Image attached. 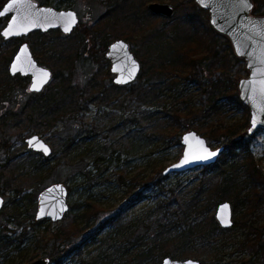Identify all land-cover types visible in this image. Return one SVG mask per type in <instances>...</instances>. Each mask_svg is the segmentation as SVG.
Returning <instances> with one entry per match:
<instances>
[{
	"label": "rangeland",
	"instance_id": "374dc122",
	"mask_svg": "<svg viewBox=\"0 0 264 264\" xmlns=\"http://www.w3.org/2000/svg\"><path fill=\"white\" fill-rule=\"evenodd\" d=\"M1 1L0 7L5 3L3 2L2 4ZM35 1L57 9L75 10L79 17L77 28L67 36L61 32L51 34L50 31L46 33L41 32L45 36H40L41 33H31L30 36L21 38L20 40L10 39L7 41L3 40L0 36L2 40L0 42V53L5 52V59L6 56L12 55L13 50L17 49L21 41H24L30 48L36 46L34 52L36 51L38 55H41L38 56L40 59L45 53L46 56L43 59L50 64L55 62L54 70L60 71L56 60L52 61L48 57L47 50H40L39 43L44 42L48 47L50 45L53 47V44L55 45L57 42V44L61 45L60 48H64V51L67 52L69 49L67 53L70 56L74 54V48L78 47L79 44L82 49L81 59L74 61L73 73L71 75L72 84L79 89H85L87 86H96L99 91H104L110 85H115L113 83L114 75L110 72L109 60L104 57L106 52L101 54L96 50L99 42L96 39L94 31L100 29L99 27L102 26L99 19L105 10L99 0H62L61 2L60 0H51L47 4H44L41 0ZM162 3L173 5L169 0H164ZM2 20L0 29L7 21L5 18ZM146 22L150 23L148 27L157 26L158 24L164 27L167 35L173 33L174 36L184 37L190 34L186 28L182 29L181 26L174 25L175 22L172 20L166 22L162 19V16L148 17ZM84 29L90 30L89 32L91 33L85 31L84 33L86 34L83 35ZM84 43L88 47L87 51L82 48ZM132 51L134 52L133 45ZM219 52L221 55L228 53L224 45L219 48ZM5 63V60L4 63L0 61V118L3 114L8 113H22L27 117L26 104L34 103L40 97L32 96V93L28 92L29 79H26L25 84L23 80L19 82L15 77L9 79L6 73L9 62H7V65ZM47 67L49 68V66ZM232 69L234 72H240V78L248 75L243 60L241 64H235ZM199 70H203V74L206 77L213 76L209 70H204L203 67L199 68ZM140 72L141 68L139 74ZM63 74L66 76L68 71L64 70ZM215 75H218V73ZM144 79L145 77L141 81ZM139 80L137 76V79L129 85L140 84ZM58 81L57 79L51 80L44 88L43 93H48L50 89L57 90L56 85ZM200 81L197 77H189L185 80L177 78V84L180 86V89L174 88L172 85L171 89L166 90L165 93L167 94H161V101L158 100L151 104L136 98L135 95L126 97L125 90L119 91V94L108 103L92 101L89 99L88 94H84L83 100L86 102V108L77 114H67L60 118L56 122L55 127L46 130L37 129L29 126L27 119L20 121L17 130L22 135L21 137L15 134H6L9 129H12L9 126H13V121L8 117L3 118L5 119V125L0 126V144L6 142L11 146V150L8 152L5 148L0 149V172H2V169L5 171L0 176V190L5 194L4 200L6 204V202L10 203V198L13 196V188L16 185H20L21 188L25 189L21 195L26 196V204L19 208L21 211L18 210L24 213L22 214L26 217V225L28 226L26 228V236L21 242H18L16 238L20 232H23L22 227H15L13 224H9L7 225V230H3L0 226L1 235L6 234L13 241L12 244L0 252V264H29L33 260L44 257V249L40 247L43 243L41 238L48 239L50 231H53L60 223L67 224L71 218L75 219L80 228L84 227L87 233L86 235L84 234L85 236L83 235L84 237L82 236V238L74 241L77 244L82 243L85 240L83 238L87 235L102 230L99 231V235L92 242H87L85 246L86 253L83 255L84 258L94 256L99 250L109 247L110 244L113 245L115 243L113 240L117 241L116 245L118 242H125L126 235L123 232L126 231L127 227H130L131 230L129 232L135 237L133 242H136V237H141L143 244H147L157 239V237L168 238L169 230L167 231V229L168 227L170 229L172 225H169L168 221H164L163 213L167 212L168 209H170L169 211L177 209L180 200L187 201V199L194 196L197 186L203 181L201 186L205 188L204 191L209 186L211 187L210 183L219 184L220 175H218V170L220 165L229 167L230 164L235 162L239 166H242L244 163L247 164V158L245 157L247 155L253 158L255 167L264 176V129L262 128L252 133L254 137H252L249 143L247 152L231 150L229 148L226 151L224 144H221L220 140H211L205 134L198 133L207 139L211 148H225L226 152L224 151L225 153L221 154V162L218 168H216V172H212L210 177L206 178V174L202 170L203 167L187 171L186 173L163 176L162 171L165 167L175 163L182 156V145H171L166 140L162 141L154 137L152 138V130L145 122H141L140 125H134L129 119L141 120L146 112L159 110L157 104L161 106L163 103L167 110L175 108L176 104L173 97L175 95H178V98L181 95L188 96L199 104L204 99L203 85H201ZM12 85V91L7 96L1 97L2 92L9 89L8 86ZM216 118L220 117L216 116ZM246 118L247 116L240 109H235L230 103L227 104L221 121L226 125L241 124ZM113 125L119 126L113 131H109L110 126ZM188 130L184 129L180 136ZM247 131L248 129L243 130L245 134H247ZM32 134L39 135L55 150L54 157H51L44 164V169L49 174L48 178L44 177L42 181L38 179L33 181L32 174H25L31 167V158L35 160L40 157L31 154V150L28 149L24 142L25 138ZM78 134L83 138L92 137L88 138L85 142H81L79 144L80 147L69 152L63 158L64 156L59 153L67 143L66 138ZM244 136L247 137V135ZM61 138L63 141H61ZM97 156H101L103 159L95 162L94 160ZM7 160L12 161L9 162L10 164L6 163L9 169L7 167L4 169L2 166L5 162H8ZM18 164L24 165L26 168L28 166V169H23L21 178L16 176L15 179L12 176ZM10 169L14 170L12 176L7 174ZM29 171H32V169L30 168ZM121 177L124 181L123 183L120 181ZM134 177L138 178V184L131 182ZM149 177L153 178V181H149L148 185H142V182L148 181ZM238 178L242 179V176L238 175ZM220 180L223 181L222 178ZM5 181H10L13 185L11 187L12 190L4 186ZM59 182L63 183L68 189L67 203L70 208L69 211L60 222L54 223L51 220H46L39 223V225L34 224L33 222H38L34 220L38 192L49 184ZM231 192L232 194L235 193L234 190H231ZM241 197L232 195L234 205L231 201H227L231 203L233 221L237 220L240 222V226L232 228L231 231L219 233L218 236L217 234L216 236H212V239L215 241L214 243L217 244L220 250V253H218L220 262L224 264L233 263L243 257L248 258L249 253L240 250V242L245 237L249 239L255 237L254 232L251 233L249 231L250 226L259 230L264 225V201L256 202L255 198L251 197V201L250 203L248 202L247 206L242 203ZM223 201L225 200L221 202ZM212 205L210 209H207L209 211L206 214L204 212L201 214L208 217L213 215L215 218L216 206L213 207ZM234 206L236 207L233 210ZM86 210L89 212L86 213ZM68 214L69 216H67ZM112 217H114V223L107 228L101 229L104 221ZM5 218V214L0 215L1 224L6 222ZM139 219L142 224L135 225ZM152 221L155 222L151 223ZM32 224L34 229L32 228ZM134 226H136L135 229L133 228ZM12 229L13 231H10ZM191 248L190 254L179 259H207L206 262L209 263L210 258L213 257L211 255L214 252L211 248L203 245L197 249L196 247ZM73 264H80L79 257L73 260Z\"/></svg>",
	"mask_w": 264,
	"mask_h": 264
},
{
	"label": "trees",
	"instance_id": "16d2710c",
	"mask_svg": "<svg viewBox=\"0 0 264 264\" xmlns=\"http://www.w3.org/2000/svg\"><path fill=\"white\" fill-rule=\"evenodd\" d=\"M50 1L41 0L44 4ZM149 1L150 3L151 1L164 2V0H99L105 10L99 19L102 26L99 27L100 29L94 31L96 39L99 42L96 50L101 54H104L107 50V45L116 39H123L128 42L131 45V50L132 45L134 46V52H132L137 57L141 66V72L138 75L140 84L128 86L110 85L108 87L109 90L106 89L104 91H99L96 86H87L85 89H79L72 84L71 75L73 73L74 61L81 59L82 49L80 45L78 44V47L74 48L75 52L70 56L67 53L69 49L67 52L64 51V48H60L61 45L57 44V42L55 45L53 44V47L52 45L48 47L44 42L39 43L41 49H38L47 50L45 52L49 54L48 57L52 61L56 60V64L60 67V71L54 70L55 62L50 64L44 60L45 53L40 59L38 56L41 55H38L36 51L34 52L36 46L30 48L40 65L51 67V80H59L56 85L57 90L50 89L48 93H43V91L38 94L33 93L32 96L35 95L40 98L38 101H34V103L26 104L27 117L22 113L3 114L0 118L1 127L3 124L5 125V119L3 118L8 117L13 121V126H9L12 129H9L6 134H15L21 137L22 135H20L17 127L20 121L26 119L27 124L33 128L46 130L55 127L56 122L60 118L67 114H77L86 108V102L83 100L84 94H88L89 99L92 101L108 103L119 94V91L125 90L126 97L135 95L136 98L151 104L158 100L161 101V94H167L165 93L166 90L171 89L172 85L174 88L180 89V86L177 84V78L185 80L189 77H197L201 80V85H203L204 95V99L199 104L188 96L181 95L178 98V95H175L173 96L176 104L175 108L167 110L161 102V106L157 104L159 110L146 112L141 120L130 118V122L134 125H140L141 122H145L152 130V138L154 137L162 141L166 140L171 145L180 144L181 132L184 129H189L188 131L203 133L211 140H220L221 144H224L226 151L229 148L231 150L247 152L249 143L254 135H248V133L245 134L243 132V130L249 127L248 108L241 103L237 91L240 72H234L232 69L235 64H241L242 60L235 56L231 49L230 41L210 27L208 12L202 8H198L194 0H169L173 4L174 13L168 18L162 16V19L166 22L172 20L175 22L174 25L177 24L182 29L186 28L190 32L189 35L184 37L174 36L173 33L167 35L164 27L159 26V24L148 27L150 23L146 22V19L157 16L149 11ZM3 2L6 1L2 0L1 3L3 4ZM252 14L264 16V0H253ZM2 21L0 18V23ZM85 31L89 32L90 30L84 29L83 35L86 34L84 33ZM50 32L51 34L60 33L59 30H52ZM36 33L40 34V32ZM41 35L45 36L42 33ZM0 42H2L1 38ZM223 45L228 53L221 55L219 48ZM82 48L86 51L88 49L85 43ZM13 51L12 55L6 56V59L4 57L5 52H1L0 61L4 63L5 60V65H7V62H10L11 57L16 52V50ZM201 67L204 70H209L213 76L206 77L203 74V70H199ZM64 70L68 71L66 76L63 74ZM216 72L218 75H215L217 74ZM6 73L9 79L13 78L12 76L10 77L8 72ZM14 77L19 82L23 80L24 84L26 79H28L27 77ZM143 77L145 79L141 81ZM8 88L2 92L1 97L7 96L12 91L13 85L8 86ZM230 103L235 109H240L247 116L243 123L226 125L221 121L227 104ZM216 116L220 118H216ZM118 126H110L109 131H113ZM244 135H247V137ZM91 137L83 138L79 134L67 137V143L60 150L59 154L65 158L69 152L80 147L79 144L81 142H85ZM61 141H63L62 138ZM4 148L8 152L11 150V146L6 142L0 144V149ZM54 151L52 149L51 156L47 158L38 152L31 151V154L40 157L35 160L31 158L30 168L32 171H29V168L25 174H32L33 181L37 179L42 181L44 177L48 178L49 173L47 174V171L44 169V164L51 157H54ZM245 157L247 158V164L244 163L242 166H239L235 162L230 164L229 167L220 165L218 175H220V179L222 178L223 181L219 179V184L210 183L211 187L206 188L207 193L204 191L205 188L201 186L203 181L197 186L194 196L187 199V201L180 200L177 209H173V211H169L170 209H168L167 212L163 213L164 221H168L169 225H174L173 227L170 226V229L169 227L167 229V231L169 230L168 238L157 237V239L143 244V240L139 236L140 238L136 237V242H133L135 237L129 232L131 230L130 227H127L126 231L123 232L126 235L125 242H118L116 245L117 241L113 240L115 242L113 245L110 244L109 247L99 250L94 256L84 258L83 255L86 253L85 246L87 242H92L99 235V231L102 230L87 235L83 238L85 240L82 243L77 244L74 241L82 238L87 233L84 227L80 228L75 219L71 218L67 224L60 223L53 231H50L48 239L41 238L43 243L40 247L44 249V258H48L50 264H73V260L77 257H79L80 264H160L161 259L164 257L183 258L185 255L190 254L191 247H196L197 249L203 245L211 248L214 254L211 255L213 257L210 258L209 263L206 262L207 259H201L199 260L200 264H224L220 262L218 255L220 250L217 244L214 243L215 241L212 239V236H216V234L218 236L219 233L231 231L232 228L240 226V222L235 220L231 228L223 229L222 227L220 228L213 215L208 217L201 213L204 212L206 214L209 211L207 209H210L212 204L215 207L222 200L231 201L234 205L232 195L240 197L242 195L240 200L247 206L248 202L250 203L251 201V197H254L256 202L264 201V176L255 167L253 158L247 155ZM102 159L101 156H97L94 161L98 162ZM7 161L2 168L5 169L8 166L6 163L10 164L9 162L12 160ZM220 162L221 155L215 164L202 169L206 174V178L210 177L212 172H216V168H218ZM25 168L24 165L18 164L15 171L10 169L7 174L12 176V172L14 171L12 178L16 179V176L21 178L20 176L23 175L22 170ZM26 169H28V166ZM2 172L5 171L2 169ZM2 172H0V176H2ZM238 175L242 176V179H239ZM137 177H134L131 182L138 184L139 180ZM120 181L121 183L124 182L122 177ZM149 181H153V178L149 177L148 181L142 182V185H148ZM4 184L8 189H11L13 186L10 181H5ZM23 190L25 189L21 188L20 185H16L13 188V196L10 198V203L6 202L0 210V215L5 214L6 217V222L4 224L0 223L3 230H7V225L9 224H13L15 227H22L23 232H20L16 238L18 242H21L25 238L28 226L26 225L27 219L23 216L24 213L22 212V214L19 209L26 201V196L21 195ZM231 190H234L235 193L232 194ZM235 207H233V210ZM87 212L89 211L86 210ZM113 218L106 219L101 229L112 225L114 223ZM44 221L46 220L42 219L33 223L39 225V223ZM154 222L152 221L151 223ZM137 224H142L140 219L136 221L135 225ZM135 227L133 228L135 229ZM10 231H13V229ZM249 231L251 233L254 232L255 237L253 239H249L248 237L243 238L239 247L241 251L244 250L249 253V257H243L233 263L225 264H264V225L259 230L250 226ZM12 243L13 241L10 236L7 237L6 234L1 235L0 233V252Z\"/></svg>",
	"mask_w": 264,
	"mask_h": 264
},
{
	"label": "water",
	"instance_id": "95a60500",
	"mask_svg": "<svg viewBox=\"0 0 264 264\" xmlns=\"http://www.w3.org/2000/svg\"><path fill=\"white\" fill-rule=\"evenodd\" d=\"M194 2L198 8L208 12L210 27L221 36H225L230 41L235 56L245 62L248 75L238 80L237 91L241 103L248 108V135L261 128L264 129V16L252 14L253 0H248L250 7L243 6L239 0H194ZM10 3L12 0H7L0 7V12H4ZM148 9L154 15L167 18L174 13L172 5L161 2L149 3ZM5 16L9 18L0 29V36L7 41L12 38L27 37L32 32L46 33L52 30H59L62 34L68 35L79 23L75 10L39 5L35 0H18L11 10L0 15V17ZM10 26L13 34L4 35L9 31ZM107 46L104 57L109 60L110 72L114 75L113 83L116 86H128L137 79L141 68L140 62L134 56L131 45L123 39H116ZM16 50L10 59L7 72L10 76L29 77L28 92L41 93L51 82L52 71L34 59L26 42L20 43ZM24 142L32 152H38L46 158L51 156V145L39 135L32 134L26 137ZM180 144L183 147L182 156L175 163L165 167L162 171L163 176L186 173L213 165L225 151L224 147L211 148L207 139L196 131L184 132L180 137ZM208 153L215 155L208 156ZM205 156L207 158H201ZM67 194L68 189L61 182L49 184L40 190L36 197L34 219L60 222L69 211ZM2 205L3 200L0 196V208ZM232 216L231 203L223 201L216 206L215 219L220 228H231ZM189 262L200 264L199 260L194 258L174 259L170 256L164 257L160 264H189ZM29 264H50V262L48 258L41 257Z\"/></svg>",
	"mask_w": 264,
	"mask_h": 264
},
{
	"label": "snow or ice",
	"instance_id": "6c2138e0",
	"mask_svg": "<svg viewBox=\"0 0 264 264\" xmlns=\"http://www.w3.org/2000/svg\"><path fill=\"white\" fill-rule=\"evenodd\" d=\"M17 2H18V0H12V3L8 4V5H7V8L5 9V11H4V12H0V15H4L7 11L11 10V9L17 4ZM239 2H240L243 6H245V7H250V5L248 4V0H239ZM69 15H71V14H69ZM67 30H68V29L66 28L65 31H67ZM11 34H13V33H12V31H11V26H10L9 31L5 32L4 35L7 36V35H11ZM121 47H124V46L121 45ZM14 70H15V66H14ZM186 139H187V138H186ZM44 151L46 152L47 149L45 148ZM207 155H208V156H214L215 153H208ZM201 158H207V156H205V157H201ZM185 162H186V161H185ZM224 207H225V209L227 208L226 205H225ZM225 222H226V221H225ZM189 264H191V262H189Z\"/></svg>",
	"mask_w": 264,
	"mask_h": 264
},
{
	"label": "flooded vegetation",
	"instance_id": "af4514ba",
	"mask_svg": "<svg viewBox=\"0 0 264 264\" xmlns=\"http://www.w3.org/2000/svg\"><path fill=\"white\" fill-rule=\"evenodd\" d=\"M1 19H3V18H5L7 21H8V16H5V17H0ZM32 33H36V32H32ZM31 35V34H30ZM29 35V36H30ZM28 37V36H27ZM21 38H24V37H21ZM20 38V39H21ZM20 39H18V40H20ZM22 42H24V41H21L20 43H22ZM28 47H29V45H28ZM29 49H30V47H29ZM32 51V50H31ZM32 54H33V52H32ZM33 57H34V55H33ZM34 59H35V57H34ZM36 60V59H35ZM38 62V61H37ZM10 63V62H9ZM39 63V62H38ZM42 66H44V65H42ZM48 68V67H47ZM8 69V68H7ZM9 74V73H8ZM11 77V76H10ZM12 77H14V76H12ZM21 78H23V76L21 77ZM28 79H29V77H27ZM4 195L5 194H3L1 191H0V196L2 197V200H3V205H2V207L0 208V210L4 207V205H5V200H4ZM24 205H25V203H24ZM1 212V211H0ZM36 213V212H35ZM35 220V219H34ZM233 220V219H232ZM37 221V220H36Z\"/></svg>",
	"mask_w": 264,
	"mask_h": 264
}]
</instances>
